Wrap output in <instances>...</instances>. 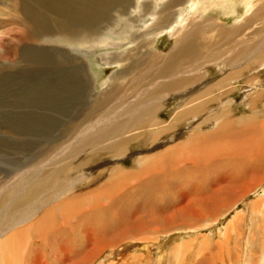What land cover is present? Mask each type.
<instances>
[{
    "label": "bare ground",
    "instance_id": "obj_1",
    "mask_svg": "<svg viewBox=\"0 0 264 264\" xmlns=\"http://www.w3.org/2000/svg\"><path fill=\"white\" fill-rule=\"evenodd\" d=\"M151 1L148 12L143 3L135 8L148 18L137 36L145 51L134 45V54L132 49L107 54L112 62L100 54L103 65L116 63L120 69L104 82L86 122L71 131L74 139L41 165L7 177L0 188V264H49L44 252L26 250L28 242L39 244L68 225L73 214L83 217L86 209L96 218L77 232L84 255L74 263L68 244H60L63 259L58 264H97L96 255L108 244H96L93 237L103 238L108 223H115L119 239L127 236L125 224L133 237L188 229L166 235L157 258L150 253V242L134 241L98 264H264V0ZM120 7L112 11L116 21H124ZM221 13L235 22L223 21ZM12 18L17 41L25 44L32 26L26 0H0V21ZM62 18L53 16L50 22L72 38L64 25L70 22ZM121 34L116 35L119 44H99L119 48ZM163 35L170 48L159 54L153 46ZM8 42H0V50ZM219 148L222 154L216 153ZM125 159L131 167H124ZM235 167L239 174L232 173ZM201 171L206 186L194 196L190 183ZM169 185L176 200L156 205L155 195L165 198ZM238 204L244 209L214 231L216 239L202 233L213 230ZM202 220L211 223L202 226ZM138 246L140 254L129 252ZM205 251L208 255L200 260Z\"/></svg>",
    "mask_w": 264,
    "mask_h": 264
},
{
    "label": "rangeland",
    "instance_id": "obj_2",
    "mask_svg": "<svg viewBox=\"0 0 264 264\" xmlns=\"http://www.w3.org/2000/svg\"><path fill=\"white\" fill-rule=\"evenodd\" d=\"M64 1L26 0L27 12L31 17L30 20L33 27L29 26V29L26 31L25 44H20L19 41H17L19 32L13 18L7 22L6 20L0 21V42L5 43L9 40L7 46L4 45L0 50V188L8 183L7 177L9 180L12 176L14 177V174H18L16 172L20 173L36 164L41 165L45 162L46 157L53 156L54 153L59 151L62 145L74 139L76 133H71V131L74 128L73 131L76 132L81 128L83 123L86 122V117L93 105L94 98H98L105 88V85H103L104 82L120 69V66L116 63H111L106 66L103 65L104 62L99 61L101 60L99 57L100 54L105 55L104 58L112 62L113 57L107 54L116 51H126V53L129 54L128 51L131 49L133 50L131 54H134L137 51L133 49L134 45L136 47H134L135 49L138 48V50L141 49L140 51H145V48H140L141 40H139L138 37L139 33L144 30V26L148 24L146 22L148 18L145 15L139 14L135 8L137 3H143L146 7L145 9H147L152 5L151 0ZM96 2H98V5ZM100 3L104 5L102 6ZM207 3L208 1H205V4ZM60 6H62V9ZM185 6L186 5H184V7ZM116 7L122 9V13H124L122 14V20L124 21H116L115 14L112 12ZM202 10L203 7L199 9V14ZM62 12L63 14L65 13V15H63ZM146 12H148V9ZM76 13H79L78 17L74 16ZM67 14H71V20H69L70 17H68L70 15ZM79 15L81 17H79ZM53 16H62L64 22L68 23V25L70 22L69 27L66 24L64 25L66 29L68 28L71 30L70 34H72V38H67L65 35L62 36L63 34L56 30L54 24L50 22ZM220 17L229 24L235 22L233 18L226 17L223 14L220 15ZM83 20H85V23ZM34 26H36V29ZM83 29L85 31H83ZM137 29L139 32H136ZM82 31L84 34H82ZM93 32L96 33L94 34ZM59 34H61L59 38L55 37V35L59 36ZM75 34L77 36L73 37ZM117 34H121L119 40L123 41V47L117 48V45L99 44L101 40L119 44L120 42L117 41ZM169 48L168 40L164 38V35L163 37L160 36L153 46L154 51L159 54L166 53ZM40 69L41 71H39ZM242 97L243 93L236 96V100L239 102ZM262 111L261 108L259 112H256L260 113ZM240 115L241 114L238 113L237 117ZM161 118L169 120L166 114H161ZM70 133L72 137H70ZM220 151L221 149L219 148L216 153L222 154ZM225 151H229L228 148ZM226 153L227 152H224V154ZM123 165L126 168L132 166L131 161L128 159H125ZM232 173L234 175L239 174V168L235 167ZM204 178L207 179V177L204 176V172L201 171L199 172V177L196 178V180L194 179L196 182L190 183L191 186L193 185L194 196L196 194L198 195L200 188L203 189L206 186ZM172 189L173 187L171 185H169V187L167 186V189L165 187V192L168 196L166 193L165 198H161L160 195H155L153 202L156 203V205H165L168 201L172 202L171 199L176 200L177 197H170H175V193H172ZM248 199H253V196ZM242 209H244L243 204H238L235 210L227 211L224 213L223 218L216 221L213 230L202 231V233L206 235L213 234L214 237L212 236V238L216 239L214 231L224 228L226 224L232 220L235 213L240 212ZM88 213L89 209H86L82 212L83 217H74L73 214L72 218L69 220V224L65 226L62 225L61 231L59 228L53 230L56 237L55 234L51 236L48 235L49 237L46 236L45 240H42L39 244L36 240H32L31 243L33 244L28 242L26 250L41 251V254L44 252L42 255L46 257V260H50L49 264H58L60 260L63 259L60 248L58 247L60 244L64 245L66 243V245L68 244L67 248L70 250L69 256L75 263L84 255L82 254L84 253V246L81 244L82 236L80 237L79 235L80 229L90 222L88 221L89 219L92 221V219L96 218V215H94L93 218ZM111 216L114 218L115 214ZM82 219L83 222L78 221ZM126 219H128V217L124 218V220ZM209 223H211L209 220H202L201 222L202 226L203 224L207 225ZM57 224L59 225V222H57ZM108 224L109 228L104 231L106 234H103V238L100 239L96 236L95 239V237H93L96 244H108V248L106 247L107 249L96 255L95 261H97V264L104 258L110 256L111 251L120 250L127 245L130 246V243L134 241L150 242L148 245L150 246V253L153 255V258H157V256H155L157 246L165 242L167 239L166 235L184 230L187 231L188 229L185 227H177L166 230L162 229L156 233L146 231V234H141V232H139L138 237H133L132 234H129L132 230L128 229V225L125 224V231L128 230L127 236H121V239H119L117 233L114 232V228H116L114 226L115 223ZM94 225H96V227L98 226L97 221H94ZM75 233L77 236H75ZM57 235H63V239ZM108 237L111 238L109 239ZM52 244L54 246H52ZM83 244H85L84 240ZM39 247L44 248L42 250ZM140 248L141 247L138 246L137 248L130 249L129 252H138V254H140ZM162 249L159 253L165 250ZM75 251H79L82 255L79 253L77 254ZM203 255H208L207 251L202 252L199 257L200 260L204 258ZM58 257L60 259H58Z\"/></svg>",
    "mask_w": 264,
    "mask_h": 264
}]
</instances>
